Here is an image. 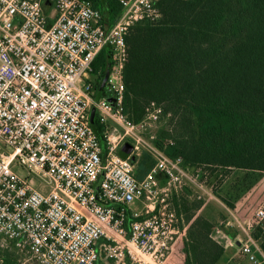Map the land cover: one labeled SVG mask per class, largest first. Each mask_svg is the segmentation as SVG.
<instances>
[{
    "label": "built area",
    "instance_id": "2783aa9c",
    "mask_svg": "<svg viewBox=\"0 0 264 264\" xmlns=\"http://www.w3.org/2000/svg\"><path fill=\"white\" fill-rule=\"evenodd\" d=\"M158 1L119 0L109 25L90 0H0V248L13 247L21 264H100L102 255L110 264H169L182 235L171 192L196 187L212 196L199 170L166 155L171 140L156 145L168 123L161 105L151 102L137 123L124 113L126 36L161 18ZM104 47L112 63L97 99L93 64ZM144 154L155 165L139 179ZM138 202L142 211L132 208ZM232 216L228 225L243 239L228 245L239 241L248 263L264 264L252 236L264 208L247 220Z\"/></svg>",
    "mask_w": 264,
    "mask_h": 264
},
{
    "label": "trees",
    "instance_id": "16d2710c",
    "mask_svg": "<svg viewBox=\"0 0 264 264\" xmlns=\"http://www.w3.org/2000/svg\"><path fill=\"white\" fill-rule=\"evenodd\" d=\"M90 1L109 25L121 14L119 0ZM158 8L157 22H139L126 36L124 113L137 123L156 102L170 118L155 141H172L168 157H181L190 170H239L258 178L264 173V0H159ZM111 61L112 50L104 47L93 64L96 87ZM92 127L104 148L103 127L98 120ZM154 165L144 154L137 178ZM182 192L174 209L180 228L189 226L193 259L187 264H219L226 249L211 238L215 222L201 212L202 203L189 200L187 187ZM252 236L264 253V221ZM22 261L13 247L0 248V264Z\"/></svg>",
    "mask_w": 264,
    "mask_h": 264
},
{
    "label": "rangeland",
    "instance_id": "374dc122",
    "mask_svg": "<svg viewBox=\"0 0 264 264\" xmlns=\"http://www.w3.org/2000/svg\"><path fill=\"white\" fill-rule=\"evenodd\" d=\"M165 119L169 120V115L162 117V120ZM167 125L168 123L160 125L158 133L161 132V130H164ZM121 152L122 150L120 151V153ZM14 170L22 175L26 174V172L22 170L17 164L14 165ZM198 170L200 171L201 175H204V177L202 178V180L205 182L204 186L212 196L203 193L196 187H187L188 190L192 192V196L189 200L194 201L197 199L198 195L202 196V199H197L198 202L202 203V209H204L202 213L206 212L211 217H215V223L212 228L213 231L211 234V238L219 245L224 246L223 239L226 240V238L221 227L227 228L225 224L229 220L231 221V224H234L232 213H238L235 212V203L238 200L243 197L246 198V202H243V211L246 212V215L248 217L250 216V213L253 214V212H255V210H257L259 207L264 208V185L262 184L264 183V173L258 174V178L255 179L253 177L256 176V174L246 173L245 171L239 170L228 171V173L221 169H212L210 167H201ZM257 184H259L258 188L256 187ZM235 191H239V193H236ZM182 193L183 192L181 189H175L171 192L170 203L173 208H175V200L181 198ZM132 208L136 211H142L143 204L141 202L135 203ZM231 227V230L234 231L233 234H231L230 239H233V237L243 239V235L239 233L236 225H232ZM188 229V225H186L184 229L180 228L182 235L173 244L171 252L172 256L169 264H187V261L189 259H193V254L189 255L190 250L188 246L186 247ZM237 246H231V249L233 251H231L230 253L225 251V254L222 256L220 260L221 262L219 264H250L244 257L239 254V252L237 251ZM187 248L189 252L186 251ZM27 264H32V262H27ZM101 264H110L104 259L103 255Z\"/></svg>",
    "mask_w": 264,
    "mask_h": 264
},
{
    "label": "crops",
    "instance_id": "0c3cea01",
    "mask_svg": "<svg viewBox=\"0 0 264 264\" xmlns=\"http://www.w3.org/2000/svg\"><path fill=\"white\" fill-rule=\"evenodd\" d=\"M263 185H264V183H262ZM258 186H259V184H257L256 185V187L258 188ZM264 187V186H263ZM236 193H239V191H235ZM257 201V200H256ZM243 202H246V198H241L240 200H238L236 203H235V209H236V211L235 212H238V213H232V214H235V215H238L239 217H241V218H243L244 220H247V219H249V218H251L252 217V215L254 214V212H253V214L252 213H250V216L248 217L247 215H246V212H244L243 211ZM202 211H204V209H202L201 210V212ZM256 211V210H255ZM204 213V215L208 218V219H210V220H213L214 221V218L215 217H211L210 215H208V213H206V212H203ZM228 222H231L230 220L229 221H227L226 222V227L227 228H224V227H221V229L223 230V233L225 234L224 236H225V238H226V240H224L223 239V241H224V247H225V249H226V251L228 252V253H230L231 251H233L231 248V246H229L228 245V240L231 238V234H233V231L234 230H231V226H229L228 225ZM224 228V229H223ZM234 238V237H233ZM236 239H238V238H236ZM237 251L239 252V250H238V248H237ZM240 256V255H239ZM100 264H101V262H100Z\"/></svg>",
    "mask_w": 264,
    "mask_h": 264
},
{
    "label": "water",
    "instance_id": "95a60500",
    "mask_svg": "<svg viewBox=\"0 0 264 264\" xmlns=\"http://www.w3.org/2000/svg\"><path fill=\"white\" fill-rule=\"evenodd\" d=\"M109 72H110V69L105 74V77H104V79H103V81L101 83V86H100V88L98 90V93H97V96H96L97 99H99L103 95V92H104V89H105V86L107 84V80H108V77H109ZM94 122H95V116H94V111H93V113L91 115V124H92V126L94 125ZM131 151H132V147L130 145H128V144L125 145L124 148L122 149V152H121V154L123 155L122 157L123 158H127L130 155ZM237 245L240 246L239 241H237Z\"/></svg>",
    "mask_w": 264,
    "mask_h": 264
}]
</instances>
